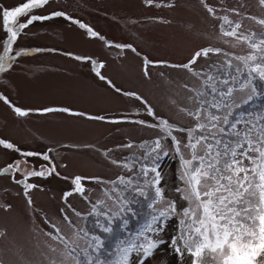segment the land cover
<instances>
[{
    "label": "rangeland",
    "instance_id": "1",
    "mask_svg": "<svg viewBox=\"0 0 264 264\" xmlns=\"http://www.w3.org/2000/svg\"><path fill=\"white\" fill-rule=\"evenodd\" d=\"M22 2L0 0V7L11 8ZM205 3L216 9L217 16L227 15L230 20L242 22L243 31L264 34V25L248 18L264 19V5L259 0H205ZM234 8L242 15L237 16L230 11ZM52 11L66 12L105 39L91 38L78 25L55 18L34 23L25 30L27 35L21 34L13 45L14 51L10 55L19 49H27L32 54L17 58L12 68L0 73V95L6 96L15 106L31 111L27 117H17L8 105L0 101V139L11 142L21 152L49 155L58 166L60 175L27 181L40 186L30 191L31 207L27 204L22 185L16 184L9 175H0V264H52L54 260L58 264H75L72 257L80 253V258H83L81 250L87 248L89 239L80 232L81 228L104 236L106 240L111 239L95 227L96 217L88 215L91 205L87 202L88 199L95 201L99 198L111 211H118L115 202L103 194L110 185L88 183L87 199L79 195L69 197L72 208L87 217H76L71 209H66L73 222L71 225L62 219L59 211L66 207L63 193L71 189V179L77 175L101 177L106 181L115 180L119 175L132 176L136 169L128 172L113 165L104 153L112 150L108 155L117 159L143 155L136 145L159 134L158 130L130 122L107 123L65 112L37 111L68 108L111 119L126 117L128 121H152L142 101L117 93L95 76L90 63L78 61L76 56H89L97 64L102 63V75L116 88L137 93L157 115L186 126L188 118L179 109L194 108L195 104L189 100L193 93L185 85L200 88L201 81L184 69L166 66H149L151 75L145 78L142 72L144 59L180 65L205 47L221 48L235 55H246L250 51L246 44L232 47L225 43L231 38L223 37L219 31L223 21L208 13L201 0H156L153 5H149L147 0H51L37 14L46 15ZM5 39L7 35L0 21V54H3ZM108 42L113 46H108ZM116 43L131 44L137 51H120L114 47ZM37 48L42 51L35 52ZM225 59L222 54H211L208 58L201 57L194 67L207 68L211 63L219 67ZM232 63L239 64L234 59ZM218 75L230 79L224 70ZM254 83L259 87L264 82L257 79ZM243 95L234 93L238 100ZM253 111L255 116L251 114ZM233 113L234 116L243 113L246 120L256 118L264 113V98L235 108ZM128 142L133 143V148H117ZM25 159L32 160L37 168L46 163L40 157L25 158L20 152L0 145V172L14 161L23 164ZM32 166L28 165L29 168ZM178 168V160L165 158L161 162V184L166 190L178 183ZM15 178L24 180L20 173H15ZM137 200L139 203L131 207L141 215L129 214L127 217L128 231L133 233L149 212L147 201L140 197ZM7 205L11 207L6 209ZM46 220L61 229L69 249L76 247V252L69 253L64 244L46 235L52 231ZM116 223L119 225L120 222ZM177 231L178 221L175 218L167 221L165 240L176 235ZM118 234L127 238V232ZM151 264H179V260L174 258L170 247L161 246Z\"/></svg>",
    "mask_w": 264,
    "mask_h": 264
},
{
    "label": "snow or ice",
    "instance_id": "2",
    "mask_svg": "<svg viewBox=\"0 0 264 264\" xmlns=\"http://www.w3.org/2000/svg\"><path fill=\"white\" fill-rule=\"evenodd\" d=\"M50 2L23 0L11 8L0 7V21L7 35V39L3 40V54H0V73L12 68L17 58L32 54L27 49H19L10 55L20 35H27L25 30L36 22L63 18L85 30L89 37L105 39L92 27L66 12L37 14L38 10L44 9ZM147 2L153 5L156 0ZM259 2L264 5V0ZM201 3L208 13L223 21L219 31L223 37L231 38L225 40L226 44L232 47L246 44L250 51L246 55H235L221 48L205 47L198 50L187 63L180 65L144 59L142 72L145 78H150L149 66H166L184 69L201 81L200 88L185 85L193 93L189 100L195 104L194 108L179 109L188 118L186 126L157 115L152 106L137 93L116 88L111 80L102 75L100 69L104 65L97 64L89 56H76L75 59L90 63L95 76L117 93L142 101L152 121H128L126 117L111 119L103 115L74 112L68 108L37 110L41 113L65 112L107 123L130 122L159 131L154 139L136 145L143 155L133 154L117 159L108 155L112 150L104 153L113 165L128 172L136 169L132 176L119 175L115 180L107 181L101 177L79 175L71 179V189L62 196L66 207L59 210L62 219L70 225L73 222L66 209H71L76 217L87 218L72 208L69 197L79 195L87 199L88 183L110 185L104 189L103 194L108 200L114 201L118 208V211L113 212L104 200H87L91 205L88 215L96 217L95 227L111 239L106 240L104 236L81 228L80 232L89 239L87 248L81 250L83 258H80V253L72 257L75 264H151L161 246L170 247L179 264H264V113L247 120L243 113L236 116L233 113L235 108L254 99L264 98V83L259 87L254 83L257 79L264 82V34L243 31L242 22L230 20L227 15L217 16L213 6L205 3V0H201ZM230 11L237 16L242 15L238 9ZM248 18L264 25V19ZM108 46L113 45L108 42ZM114 47L120 51H137L131 44L116 43ZM40 51L42 49H35V52ZM211 54H222L226 59L219 67L216 63L207 65V68L194 67L201 57L208 58ZM233 59L239 64L233 65ZM221 70L228 72L230 79L219 76ZM235 92L244 94L241 100L234 96ZM0 101L8 105L17 117L30 114L31 110L15 106L6 96L0 95ZM0 145L20 152L25 158L40 157L46 162L37 168L30 159H25L23 164L14 161L0 172V175H9L16 184L22 185L27 204L31 207L33 201L30 191L40 186L27 181L31 178L59 176L58 166L47 154L21 152L3 139H0ZM133 146L132 142H128L117 148L131 149ZM165 158L179 162L178 183L167 190L161 184L163 175L160 171L161 162ZM30 164L33 165L31 168L28 167ZM15 173L23 175L24 180L16 179ZM137 197L147 201L149 212L133 233L128 231L127 217L129 214L141 215L131 207L139 203ZM5 207L7 209L11 206ZM173 218L178 221L177 234L165 240L166 222ZM46 223L52 228V231L46 233L51 240L64 244L69 253L76 252V247L69 249L68 241L54 222L46 220ZM126 232V239L118 234ZM52 264L58 262L54 260Z\"/></svg>",
    "mask_w": 264,
    "mask_h": 264
},
{
    "label": "trees",
    "instance_id": "3",
    "mask_svg": "<svg viewBox=\"0 0 264 264\" xmlns=\"http://www.w3.org/2000/svg\"><path fill=\"white\" fill-rule=\"evenodd\" d=\"M253 116H255L256 115V113L253 111L252 113H251Z\"/></svg>",
    "mask_w": 264,
    "mask_h": 264
}]
</instances>
